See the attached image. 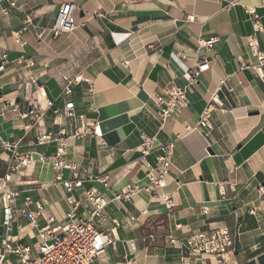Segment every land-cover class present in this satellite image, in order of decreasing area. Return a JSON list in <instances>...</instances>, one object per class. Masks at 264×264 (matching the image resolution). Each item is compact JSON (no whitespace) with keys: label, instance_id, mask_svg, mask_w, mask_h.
I'll return each mask as SVG.
<instances>
[{"label":"crops","instance_id":"0c3cea01","mask_svg":"<svg viewBox=\"0 0 264 264\" xmlns=\"http://www.w3.org/2000/svg\"><path fill=\"white\" fill-rule=\"evenodd\" d=\"M66 3L76 6L77 30L38 39L36 33L50 27ZM251 11L260 17V32ZM26 16L34 26L22 32ZM17 36L26 41L24 48ZM250 36L264 52V0H21L18 9L0 2V65L4 56L7 61L0 73V139L33 155L30 165L15 171L11 154H0V182L11 174L8 190L20 192L14 206L18 218L7 232L0 191V242L7 238L34 245L38 229L20 210L35 212L38 204L45 206L46 218L56 219L55 226L66 223L69 195L55 183L51 163L61 143L65 160L80 166L83 186L73 196L82 202L77 215L88 218L86 191L111 200L128 184L143 186L160 146L179 136L165 190L173 207L146 193L132 202H112L108 221L99 229L114 243L94 264H264V79L253 69L258 61L249 49ZM213 37L217 42L211 52L199 49V39ZM20 57L34 66L19 64ZM199 58L209 60V70L189 90V106L161 130L155 97L171 83L184 86ZM229 76L225 106L212 111L209 137L186 132ZM78 78L89 81L94 91L85 82L73 87L77 117L70 122L63 114V93L67 80ZM33 106L44 115L36 126L21 118ZM95 123L101 137L74 136L82 125L91 129ZM141 133L157 138L150 156L138 149ZM39 135L54 141L37 145ZM63 175L72 179L69 171ZM99 176L109 177L108 189L95 181ZM26 198L31 200L27 207ZM38 224L46 226L45 218L38 217ZM217 228L228 229L234 240V251L222 260L190 255L168 240L169 235L183 240Z\"/></svg>","mask_w":264,"mask_h":264},{"label":"built area","instance_id":"2783aa9c","mask_svg":"<svg viewBox=\"0 0 264 264\" xmlns=\"http://www.w3.org/2000/svg\"><path fill=\"white\" fill-rule=\"evenodd\" d=\"M21 0H0V2L7 3L10 9H18V3ZM7 12L6 10L4 11ZM76 6L73 3H66L61 6L54 23L50 27H46L36 33L38 39L49 36L53 39L58 38L64 34H71L78 28L75 19ZM257 23V32L261 31L260 17L256 12L251 11ZM33 21L29 16L25 17L21 31L27 32L33 27ZM19 35V34H18ZM217 38L199 39V49H204L211 52ZM16 43L22 48L26 46V41L22 37H16ZM248 45L251 53L257 59V65L253 69L259 71L261 78L264 79V52L260 49L257 40L250 36L248 37ZM19 64H25L26 67L32 68L34 63L26 61L24 57H20ZM7 65L6 57H3V62L0 65V73L5 71ZM209 60L206 58H199L197 66L186 73L184 86H178L174 83L166 85L161 92L155 97V103L160 114V129L163 130L170 119L178 113L180 109L189 106L188 93L189 90L199 84L202 73L209 70ZM230 76L216 89L204 111L199 117L198 122L194 127L187 126L186 132L198 131L208 138L213 130V123L211 121L212 111L215 109H223L225 106L226 97L223 95V88L225 82L229 80ZM31 82L35 83V79L31 78ZM85 82L89 84V92L93 93L94 87L86 79H69L64 88L63 95L66 97L63 114L70 120L75 121L76 106L70 98L73 87ZM49 107L53 106L52 102L48 103ZM55 114H59L56 110ZM44 117L36 106L31 107L29 112L22 114V119H32L33 126L41 121ZM82 125V130H76L74 136L82 138L86 135L101 137L100 125L95 123L91 129ZM179 136L174 140H170L160 146L161 153L156 156V164L151 167L148 165V171L145 175L146 183L143 186L137 184H128L120 192L114 193L111 200L107 199L102 193L95 190H88L84 194V202L89 208V217L81 218L77 215L79 207L82 202L75 199L73 193L83 186V181L79 174V164L68 162L65 160L66 145L60 144V147L54 157L51 158L52 169L55 173V183L61 184L65 192L69 195L66 202L69 206L64 225L55 226L56 219L54 217H45L44 205H37L35 212H27L26 208L20 210L26 218L29 219L31 225L38 229L37 241L32 246L23 241L13 243L7 238L0 242V264H94L99 257L106 254L108 249L113 245L109 233L101 231L99 225L108 221L106 213L107 207L112 202H132L140 193H146L151 198L165 203L166 207L171 209L173 204L171 196L166 193L168 181L172 168V159L175 149V143ZM142 143L138 147L139 151L144 156H150L154 151V143L156 137H149L145 133H141ZM54 141L51 135H39L36 139L37 145H44ZM62 142V140H58ZM8 152L12 158L17 162L16 166L11 167L12 170L18 171L27 167L33 162V155L31 152L20 153L18 146L9 141L0 139V154ZM47 158L41 156V161ZM69 171L72 179H65L63 172ZM11 174L5 176L0 182V191L2 192L3 204V221L2 226L7 232L11 231V226L17 220V211L15 210V203L20 198L19 191H9L8 184L10 182ZM97 183H100L104 188L108 189L110 179L108 176H99L95 178ZM224 197L226 192L221 191ZM31 204L29 198L25 199L26 207ZM255 210L250 213L254 214ZM204 213L207 215L209 209L205 208ZM38 217H44L46 226L39 228ZM131 222L135 221L134 217H129ZM118 225V223H116ZM168 240L174 247H177L183 252L196 257L213 256L222 260L230 251H234V240L230 232L226 228L213 229L210 233H199L191 236L188 239L177 240L172 235L168 236ZM130 247L135 251V242L130 241Z\"/></svg>","mask_w":264,"mask_h":264},{"label":"rangeland","instance_id":"374dc122","mask_svg":"<svg viewBox=\"0 0 264 264\" xmlns=\"http://www.w3.org/2000/svg\"><path fill=\"white\" fill-rule=\"evenodd\" d=\"M30 243H31V245H33V242L32 241H30Z\"/></svg>","mask_w":264,"mask_h":264}]
</instances>
